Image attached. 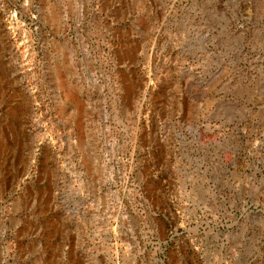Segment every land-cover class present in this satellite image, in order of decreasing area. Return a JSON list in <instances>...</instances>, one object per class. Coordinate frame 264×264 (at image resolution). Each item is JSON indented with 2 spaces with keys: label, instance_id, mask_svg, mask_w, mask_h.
Wrapping results in <instances>:
<instances>
[{
  "label": "rangeland",
  "instance_id": "obj_1",
  "mask_svg": "<svg viewBox=\"0 0 264 264\" xmlns=\"http://www.w3.org/2000/svg\"><path fill=\"white\" fill-rule=\"evenodd\" d=\"M0 264H264V0H0Z\"/></svg>",
  "mask_w": 264,
  "mask_h": 264
}]
</instances>
